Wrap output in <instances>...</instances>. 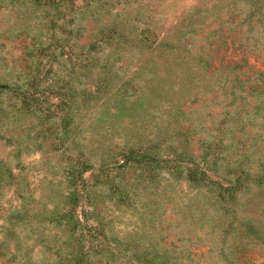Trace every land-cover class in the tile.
Here are the masks:
<instances>
[{"label": "rangeland", "instance_id": "1", "mask_svg": "<svg viewBox=\"0 0 264 264\" xmlns=\"http://www.w3.org/2000/svg\"><path fill=\"white\" fill-rule=\"evenodd\" d=\"M0 264H264V0H0Z\"/></svg>", "mask_w": 264, "mask_h": 264}]
</instances>
